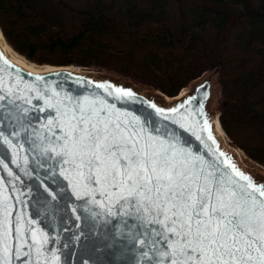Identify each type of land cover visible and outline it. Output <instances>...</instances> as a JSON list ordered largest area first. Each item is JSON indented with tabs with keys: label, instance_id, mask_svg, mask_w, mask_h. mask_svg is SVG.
<instances>
[{
	"label": "snow or ice",
	"instance_id": "obj_1",
	"mask_svg": "<svg viewBox=\"0 0 264 264\" xmlns=\"http://www.w3.org/2000/svg\"><path fill=\"white\" fill-rule=\"evenodd\" d=\"M97 87L109 95L114 89L117 98L135 97L130 89L108 83ZM5 98L0 94V101ZM36 98L54 113L46 127L55 146L45 150L60 158V174L77 196L109 215L139 222L133 237L134 245H140L138 264H264V183L218 147L209 148L207 155L195 154L178 141L152 135L138 117L120 113L100 98L73 101L59 92L45 97L38 91ZM25 102L31 104V99ZM201 116L202 130L215 144L208 118L203 112ZM0 143L14 147L2 130ZM8 199L0 198V264L24 257L29 258L24 264H41L46 237L32 231L30 240L25 239L17 222L20 244L15 247ZM43 264L49 261L45 258Z\"/></svg>",
	"mask_w": 264,
	"mask_h": 264
},
{
	"label": "water",
	"instance_id": "obj_2",
	"mask_svg": "<svg viewBox=\"0 0 264 264\" xmlns=\"http://www.w3.org/2000/svg\"><path fill=\"white\" fill-rule=\"evenodd\" d=\"M0 36L11 46L1 27ZM1 38L0 94L6 98L0 101V130L14 147L0 143V198L8 197L7 202L12 205L10 218L15 247L20 244L19 234L15 232L17 222L24 227L25 239L30 240L32 231L40 238L46 237L41 264L45 258L49 264H138L140 245H134L133 237L140 229L139 222L134 223L130 217L109 215L91 201L86 203L88 198L77 196L60 174V158L45 150L55 146L50 143L52 133L46 127L54 113L44 99L36 98L37 91L45 97L59 92L61 97H71L73 101L84 97L103 99L120 113L138 117L152 135L178 141L195 154L207 155L209 148L218 147L239 169L257 183H264V177L245 167L238 160L236 150L225 144L219 135L218 127L224 130L219 113L208 106L213 81L211 70L199 76L184 92L166 99L163 97L167 93L162 90L159 92L163 97L78 64L47 63L31 67L8 54ZM38 76L44 79L36 80ZM103 83L130 89L135 97L117 98L114 89L113 95H109L97 87ZM190 97L191 103H188ZM26 99H31V104L26 103ZM182 103L184 107H180ZM153 104L155 108L151 107ZM172 108L179 111L172 112ZM156 109H164V113ZM201 112L208 118L215 144L207 139L208 132L202 130ZM10 132L19 134L10 136ZM9 170L12 175L8 174ZM28 259L13 260V264H24Z\"/></svg>",
	"mask_w": 264,
	"mask_h": 264
},
{
	"label": "trees",
	"instance_id": "obj_3",
	"mask_svg": "<svg viewBox=\"0 0 264 264\" xmlns=\"http://www.w3.org/2000/svg\"><path fill=\"white\" fill-rule=\"evenodd\" d=\"M230 13L250 25L243 37L225 43L224 49L220 35ZM0 27L14 49L36 62L95 64L105 53L121 50L103 32L130 45H143L142 66L169 95L207 66L202 54L218 55L230 63L226 73L231 74L230 88L222 84L219 118L223 128L231 133L224 109L247 111L251 123L264 119L263 98L233 93L239 87L246 92L248 86L264 90V12L253 0H201L189 19H185L181 0H148L147 5L139 0H109L96 4L94 10L65 0H0ZM237 49L258 53L255 69L235 72L250 61L248 55L236 53ZM239 144L248 155L264 162V143Z\"/></svg>",
	"mask_w": 264,
	"mask_h": 264
},
{
	"label": "rangeland",
	"instance_id": "obj_4",
	"mask_svg": "<svg viewBox=\"0 0 264 264\" xmlns=\"http://www.w3.org/2000/svg\"><path fill=\"white\" fill-rule=\"evenodd\" d=\"M65 1H67L68 3L74 6L84 7L89 10H94L96 4L100 2H107L109 0H65ZM139 1L145 5H147L148 2V0H139ZM181 1H182V7H183L185 19H189L192 16L196 4L201 0H181ZM263 2L264 0H253V3L257 5L264 12V6L262 5ZM249 25L250 22L248 20H241L234 13H230L229 20L225 25V27L223 28L220 35V40L221 43L223 44L222 46L224 47V49L226 47L225 43L236 42L238 41V39L243 37L246 34ZM102 35L107 40L112 42L116 47L121 48V50H118L117 52L115 51V52L105 53L102 60L95 64H80V63H69V64H74V65L78 64L79 66L81 65L80 67L90 69L95 73L105 74L114 78L128 81L138 88L155 91L163 97V95L159 92L161 91V89L156 85L154 80L148 75L147 71L144 69V67L140 62L141 54L145 47L143 45H130L128 43L122 42L119 39H117L115 36L107 32H103ZM236 51H237L236 53H240L241 55L242 54L248 55L250 57L249 63L237 68L235 71L236 73L239 71L245 72L248 69L256 68L259 60V56L255 50L237 49ZM202 58L206 60V62H208L207 66L204 69H202L198 75L190 78L186 84L182 85L179 88L180 90H178V93H180L183 88H185V90L189 88L190 85L194 81H196L199 78V76H201L204 72L211 70L213 73V81L211 86V92L209 95L208 106L211 110L219 113V111L223 109L222 100L224 96L222 93V84L225 82L227 87L230 88L229 78L231 74L226 73V71H228L229 69L228 64L230 63L227 61L226 64L222 60V58L219 57L218 55L210 57L208 55L202 54ZM37 64L46 65L47 62H37ZM242 77L243 76L236 78L238 80V83H240ZM230 91H232V88ZM178 93L176 92V94ZM233 93L239 96L244 95L246 98L264 99V90L254 86H248V90L246 92H243V88L239 87V89H236L235 91H233ZM163 98L170 99L172 98V96L171 97L164 96ZM246 113L247 111L242 112L241 108L233 113H230L226 109H224V114L227 117L229 125L231 127V133H228L225 129L224 131L226 132L229 138L228 141L229 146H232V148H234L237 152L238 160L245 167L254 170L256 173L259 174V176L264 177V162L248 155L245 152L244 148L239 144V141L264 143V119L261 120L260 123H251ZM237 147H239L240 150H238Z\"/></svg>",
	"mask_w": 264,
	"mask_h": 264
},
{
	"label": "bare ground",
	"instance_id": "obj_5",
	"mask_svg": "<svg viewBox=\"0 0 264 264\" xmlns=\"http://www.w3.org/2000/svg\"><path fill=\"white\" fill-rule=\"evenodd\" d=\"M0 38H1V36H0ZM1 40H2V43L4 45V48L8 52V54H10L12 57L16 58L17 60H19V61H21V62H23V63H25V64H27V65H29L31 67H34V68L43 65V64H37V62H34L32 60H29L23 54H21L20 52H18L17 50H15L13 47H11L9 44H7L2 38H1ZM184 91H185V88H183L180 93H182ZM180 93H178V94H180ZM166 95L168 97L173 96V95H169V94H166ZM174 95H176V94H174ZM218 132H219V135H220L221 139L224 141V143L229 146V144H228L229 138H228L226 132L223 129H221L220 127H218ZM237 149L240 150L239 147H237Z\"/></svg>",
	"mask_w": 264,
	"mask_h": 264
}]
</instances>
